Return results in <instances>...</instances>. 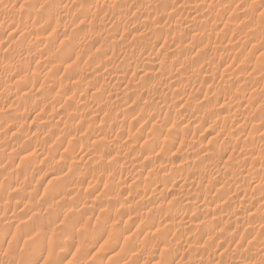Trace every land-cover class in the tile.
Returning a JSON list of instances; mask_svg holds the SVG:
<instances>
[{"label": "rangeland", "instance_id": "1", "mask_svg": "<svg viewBox=\"0 0 264 264\" xmlns=\"http://www.w3.org/2000/svg\"><path fill=\"white\" fill-rule=\"evenodd\" d=\"M165 1L0 0V264H264V0Z\"/></svg>", "mask_w": 264, "mask_h": 264}, {"label": "bare ground", "instance_id": "2", "mask_svg": "<svg viewBox=\"0 0 264 264\" xmlns=\"http://www.w3.org/2000/svg\"><path fill=\"white\" fill-rule=\"evenodd\" d=\"M139 1H140V0H139ZM164 1H165V0H164ZM158 2H159V1H158ZM165 2H166V1H165ZM195 5H196V4H195ZM197 5H198V4H197ZM228 6H229V5H228ZM192 7H193V6H192ZM194 7H195V6H194ZM196 7H197V6H196ZM208 8H209V7H208ZM200 9H201V8H200ZM219 9H220V8H219ZM223 9H225V8H223ZM126 10L129 11V9H126ZM126 10H125V11H126ZM208 10H209V9H208ZM123 12H124V11H123ZM123 12H122V13H123ZM211 12H212V11H211ZM112 13H113V12H112ZM126 13H127V12H126ZM126 13H125V15H126ZM202 13H203V12H202ZM208 14H209V13H208ZM210 14H211V13H210ZM123 15H124V14H123ZM127 15H128V13H127ZM216 15H218V14H216ZM207 16H209V15H207ZM220 16H221V15H220ZM122 17H123V16H122ZM214 17H216V16H214ZM142 18H143V17H142ZM220 18H221V17H220ZM137 19H138V18H137ZM137 19H136V20H137ZM155 19H156V18H155ZM189 19L192 20V18H189ZM213 19H215V18H213ZM227 19H228V18H227ZM153 20H154V19H153ZM193 20H194V19H193ZM195 20H196V19H195ZM145 21H148V20H145ZM142 22H143V21H142ZM142 22H141V24H142ZM151 22H152V21H151ZM195 22H196V21H195ZM226 22H227V21H226ZM247 22H248V21H247ZM133 23H134V22H133ZM190 23H191V22H190ZM151 24H152V23H151ZM153 24H154V23H153ZM145 25H146V24H145ZM149 25H150V24H149ZM189 25H190V24H189ZM193 25H194V24H193ZM214 25H215V24H214ZM157 26H159V25H157ZM151 27H152V26H151ZM153 27H154V25H153ZM211 27H212V26H211ZM158 28H159V27H158ZM226 28H227V27H226ZM143 29H144V27H143ZM153 29H154V28H153ZM161 29H162V28H161ZM241 29H242V28H241ZM105 30H106V29H105ZM110 30H111V29H109V31H110ZM144 30H145V29H144ZM159 30H160V29H159ZM191 30H192V29H191ZM225 30H226V29H225ZM225 30H224V31H225ZM160 31H161V30H160ZM162 31H163V30H162ZM198 31H199V30H198ZM200 31H201V30H200ZM224 31H223V32H224ZM192 32H193V31H192ZM202 32H203V31H202ZM220 32H221V29H220ZM105 34L107 35V34H108V31H106ZM110 34H111V31L109 32V35H110ZM157 34H158V33H157ZM209 34H210V32H209ZM109 35H108V36H109ZM138 35H139V34H137V36H138ZM140 35H142V34H140ZM140 35L138 36V37H140L139 39H142V38L145 39V38H146V37H142V36H140ZM143 35H144V34H143ZM205 35H206V33H205ZM218 35H219V34H218ZM137 36L134 35V38H137ZM150 36H152V35H150ZM153 37H154V36H153ZM169 37H170V36H169ZM176 37H178V36H176ZM176 37H175V38H176ZM201 37H202V36H201ZM201 37H200V38H201ZM203 37H204V36H203ZM218 37H219V36H218ZM224 37H225V36H224ZM230 37H231V36H230ZM107 38H108V37H107ZM188 38H189V37H188ZM191 38H192V36H191ZM191 38H190V39H191ZM196 38H197V37H196ZM105 39H106V38H105ZM139 39L137 38L136 41L139 40ZM167 39L169 40V38H167ZM172 39H173V38H172ZM192 39H193V38H192ZM192 39H191V40H192ZM220 39H221V38H220ZM222 39H223V38H222ZM132 40H133V37H132ZM134 40H135V39H134ZM157 40H158V38H157ZM157 40H156V41H157ZM165 40H166V39H165ZM168 40H167V42H168ZM179 40H180V39H179ZM181 40H182V39H181ZM198 40H199V39H198ZM198 40H197V41H198ZM143 41H144V40H143ZM151 41H152V40H151ZM173 41H174V40H173ZM182 41H183V40H182ZM199 41H200V40H199ZM207 41H210V40L207 39ZM227 41H228V40H227ZM154 42H155V39H154ZM201 42L203 43V41H201ZM214 42H215V41H214ZM74 43H76V42H74ZM114 43H115V42H114ZM134 43H135V42H134ZM134 43H133V44H134ZM147 43H149V42L147 41ZM165 43H166V42H164V44H165ZM219 43H221V42H219ZM116 44H118V43H116ZM151 44H153V43H151ZM151 44H150V45H151ZM179 44H180V43H179ZM182 44H183V43H182ZM214 44H215V43H214ZM214 44H212V45H214ZM143 45H144V43H143ZM148 45H149V44H148ZM167 45H168V44H167ZM185 45H186V44H185ZM188 45H189V44H188ZM207 45H208V44H207ZM215 45H216V44H215ZM227 45H228V44H226V46H227ZM71 46H72V45H71ZM104 46H106V45H104ZM177 46H178V45H177ZM201 46H203V45H201ZM113 47H114V46H113ZM139 47H140V46H139ZM144 47H145V46H144ZM147 47H149V46H147ZM161 47H163V46L161 45ZM164 47H165V46H164ZM164 47H163V48H164ZM173 47H174V46H173ZM190 47H191V46H190ZM194 47H195V46H194ZM229 47H230V43H229ZM159 48H160V47H159ZM166 48H167V47H166ZM181 48L183 49V47H181ZM191 48H192V47H191ZM202 48H203V47H202ZM212 48H213V47H212ZM170 49H171V47H170ZM170 49H169V50H170ZM232 49H233V48H232ZM142 50H143V49H142ZM162 50H163V49H162ZM200 50H202V49H200ZM200 50H198V52H199ZM215 50H216V49H215ZM140 51H141V50H140ZM185 52H186V51H185ZM193 52H194V51H193ZM196 53H197V52H196ZM199 53H200V52H199ZM174 54H175V53H174ZM187 54H189V53H187ZM193 54H194V53H193ZM200 54H201V53H200ZM66 55H67V54H66ZM167 55H168V54H167ZM169 55H170V54H169ZM169 55H168V56H169ZM190 55H191V54H190ZM204 55H205V54H204ZM163 56H164V55H163ZM194 56H196V54H195ZM65 57H66V56H65ZM187 57H188V56H187ZM176 58H177V57H176ZM184 58L186 59L185 56H184ZM190 58H192V57H190ZM155 59H156V58H155ZM164 59H165V58H164ZM187 60H188V59H187ZM157 61H160V58H159V60H157ZM171 61H172V60H171ZM184 61H186V60H184ZM191 61H192V60H191ZM107 62H108V63L110 62L111 65H113V63H112L111 61H107ZM114 62H115V61H114ZM161 62H162V60H161ZM164 62H165V61H164ZM168 62H169V61H168ZM124 63H125V62H124ZM124 63H123V64H124ZM171 63H172V62H171ZM125 64H126V63H125ZM128 64H129V62H128ZM169 64H170V63H169ZM186 64H187V62H186ZM14 65H15V64H14ZM120 65H121V64H120ZM160 65H162V64H160ZM191 65H192V63H191ZM191 65H190V66H191ZM11 66H13V65H9V69H11V68H10ZM123 66H124V65H123ZM126 66H127V65H126ZM152 66H153V65H152ZM164 66H165V65H164ZM164 66H163V68H164ZM181 66H182V64H181ZM187 66H188V65H187ZM213 66H214V65H213ZM13 67H14V69H15V66H13ZM72 67H73V66H72ZM179 67H180V66H179ZM182 67H183V66H182ZM216 67H217V65H216ZM68 68H69V70H68V69H67V70L70 71V68H71V67H68ZM128 68H129V67H128ZM132 68H134V66H132ZM153 68H154V67H153ZM167 68H169V67H167ZM173 68H174V67H173ZM186 68H187V67H186ZM188 68H189V67H188ZM71 69H72V68H71ZM73 69H74V68H73ZM119 69H120V68H119ZM123 69H124V70H127V68L125 69L124 67H123ZM150 69H151V68H150ZM150 69H149V70H150ZM177 69H178V68H177ZM215 69H217V68H215ZM128 70H129V69H128ZM146 70H147V69H146ZM149 70H147V71H148V73L150 74ZM164 70H165V69H164ZM175 70H176V69H175ZM183 70H184V69H182L181 71H183ZM108 71H109V70H108ZM122 71H123V70H122ZM147 71H146V72H147ZM166 71H167V70H166ZM169 71H170V70H169ZM176 71H177V70H176ZM215 71H216V70H215ZM119 72H121V71H119ZM154 72H155V70H154ZM154 72H153V73H154ZM158 72H159V71H158ZM183 72H184V71H183ZM185 72H186V71H185ZM68 73H69V72H68ZM104 73H105V71H104ZM110 73H111V71H109L108 74H107V73H106V74H107L108 76H109V75H112V74H110ZM116 73H117V72L114 73V74H115V75H114L115 78H116V76L118 75V74L116 75ZM142 73H144V72L142 71ZM161 73H162V72H161ZM176 73H177V72H176ZM223 73H224V72H223ZM119 74H121V73H119ZM122 74H123V73H122ZM146 74H147V73H146ZM163 74H165V73H163ZM67 75H68V74H67ZM70 75H72V74H70ZM70 75H68V77H70ZM144 75H145V74H144ZM178 75H179V74H178ZM183 75H184V73H183ZM24 76H25V75H24ZM114 76H113V77H114ZM118 76H120V75H118ZM142 76H143V75H142ZM152 76H153V74H152ZM180 76H181V75H180ZM180 76H179V77H180ZM22 77H23V76H22ZM47 77H48V76H47ZM65 77H66V76H65ZM68 77H66V79H67ZM121 77H122V75H121ZM123 77H124V75H123ZM143 77H144V76H143ZM159 77H161V76H159ZM166 77H168V76H166ZM241 77H242V76H241ZM28 78H29V77H28ZM119 78H120V77H119ZM109 79L111 80L110 76H109ZM112 79H113V78H112ZM116 79H117V78H116ZM120 79H122V78H120ZM158 79H159V78H158ZM161 79H162V78H161ZM167 79H168V78H167ZM170 79H171V78H170ZM174 79H175V78H174ZM181 79H182V78H181ZM245 79H246V78H245ZM20 80H21V79H20ZM22 80H23V79H22ZM25 80H26V79H25ZM85 80H86V79H85ZM117 80H119V79H117ZM176 80H177V79H176ZM176 80H175V81H176ZM179 80H180V78H179ZM5 81H6V79H5ZM27 81H28V80H27ZM49 81H50V80H49ZM115 81H116V80H115ZM127 81H128V80H127ZM130 81H131V80H130ZM149 81H150V80H149ZM152 81H153V80H152ZM157 81H158V80H157ZM180 81H181V80H180ZM180 81L177 80L176 82L178 83V82H180ZM242 81H243V80H242ZM59 82H60V81H59ZM116 82L118 83L119 81H116ZM121 82H122V81H121ZM172 82H173V80H172ZM187 82H188V81H187ZM0 83H4V82L2 81V82H0ZM7 83H8V82H7ZM132 83H133V82H132ZM141 83H142V82H141ZM141 83H140V84H141ZM143 83H144V82H143ZM143 83H142V84H143ZM180 83H181V82H180ZM15 84H16V83H15ZM142 84H141V86H143ZM149 84H150V83H149ZM156 84H157V83H156ZM4 85H5V84H4ZM25 85H26V83H25ZM127 85H128V86H131V85H133V84L129 85V84L127 83ZM127 85H126V86H127ZM157 85H158V84H157ZM13 86H14V85H13ZM13 86H12V88H13ZM15 86H16V85H15ZM21 86H22V85H21ZM124 86H125V85H124ZM137 86H139V85H137ZM144 86H145V85H144ZM2 87H3V86H2ZM5 87H7V86H5ZM10 87H11V86H10ZM16 87H18V85H17ZM147 87H148V86H147ZM152 87H153V86H152ZM21 88H22V87H21ZM123 88H124V87H123ZM128 88H129V87H127V89H128ZM132 88H133V87H132ZM132 88L130 87V89H132ZM142 88H143V87H142ZM153 88H154V87H153ZM155 88H156V87H155ZM155 88H154V89H155ZM168 88H169V87H168ZM10 89H11V88H10ZM23 89H24V88H23ZM143 89H144V88H143ZM146 89H147V88H146ZM123 90L125 91L126 88H124ZM123 90H122V91H123ZM136 90H137V89H136ZM150 90H151V89H150ZM223 90H224V89H223ZM126 91H127V90H126ZM24 92H25V91H24ZM24 92H23V93H24ZM30 92H31V91H30ZM130 92H131V91H130ZM155 92H156V91H155ZM157 92H158V91H157ZM121 93H122V92H121ZM215 93H216V92H215ZM27 94H28V93H27ZM156 94H157V93H156ZM121 95H122V94H121ZM34 96H35V94H34ZM158 96H159V95H158ZM210 96H211V95H210ZM25 97H26V96H25ZM27 97H28V96H27ZM35 97H36V96H35ZM154 97H155V96H154ZM213 97H214V96H213ZM216 97H218V96H216ZM26 99H28V98H26ZM33 99H34V98H33ZM35 99H37V98H35ZM155 99H156V98H155ZM162 99L165 100L164 97H163ZM224 99H225V97H224ZM157 100H158V99H157ZM159 100H161V98H160ZM159 100H158V101H159ZM164 100L161 101L163 104H164ZM211 100H212V99H211ZM219 100H220V99H219ZM202 101H203V100H202ZM223 101H225V100H223ZM161 102H160V103H161ZM200 102H201V101H200ZM229 102H230V101H229ZM65 103H66V101H65ZM69 103H70V102H69ZM81 103H82V102H81ZM150 103H152V102H150ZM150 103H147V104L150 105ZM156 103H157V102H156ZM215 103H216V102H215ZM215 103H214V104H215ZM79 104H80V103H79ZM82 104H84V103H82ZM153 104L155 105V103H153ZM153 104H152V105H153ZM214 104H213V106H214ZM228 104H229V103H228ZM66 105H67V103H66ZM80 105H81V104H80ZM97 105H98V104H97ZM100 105H101V104H100ZM145 105H146V104H145ZM229 105H231V104H229ZM205 106H206V105H205ZM209 106H210V105H209ZM215 106H217V105H215ZM66 107H67V106H66ZM66 107H65V108H66ZM72 107H74V106H72ZM210 107H212V106H210ZM218 107H219V104H218ZM221 107H223V106H221ZM61 108H62V107H61ZM67 108H68V107H67ZM67 108H66V109H67ZM74 108H75V107H74ZM147 108H148V107H147ZM154 108H155V106H154ZM236 108H237V107H236ZM58 109H60V108H58ZM145 109H146V108H145ZM67 110H68V109H67ZM71 110H72V109H71ZM76 110H78V109H76ZM143 110H144V109H143ZM212 110H213V109H212ZM68 111H70V110H68ZM74 111H75V110H74ZM145 111H146V110H145ZM206 111H207V110H206ZM204 112H205V111H204ZM217 112H218V111H217ZM262 112H263V110H262ZM262 114H263V113H262ZM202 115H203V114H202ZM189 118H190V117H189ZM199 118H200V117H199ZM201 118H202V117H201ZM45 119H48V118H45ZM194 119H196V118H194ZM197 120H198V119H197ZM184 121H185V120H184ZM187 121H188V120H187ZM191 121H193V120H191ZM197 122H198V121H197ZM200 122H201V121H200ZM42 123H43V122H42ZM46 123H47V122H46ZM185 123H186V122H185ZM40 124H41V123H40ZM181 124L183 125V122H182ZM198 124H199V123H198ZM190 125H191V124H190ZM195 125H196V124H195ZM183 126H185V125H183ZM186 126H187V125H186ZM188 126H189V125H188ZM174 128H175V127H174ZM179 128H181V126H180ZM194 128H195V127H194ZM172 129H173V128H172ZM183 129H184V128H182V130H183ZM191 129H192V128H191ZM239 129H240V128H239ZM241 129H242V128H241ZM244 129H245V128H244ZM138 130H139V128H138ZM173 130H174V129H173ZM236 130H237V128H236ZM139 131H140V130H139ZM167 131H168V130H167ZM175 131H177V130L175 129L174 132H175ZM183 131H185V130H183ZM193 131H195V130H193ZM172 132H173V131H172ZM181 132H182V131H181ZM239 132H240V131H239ZM175 133H176V132H175ZM157 134H160V132H158ZM173 134H174V133H173ZM177 134H178V133H177ZM179 134H180V133H179ZM181 134H182V133H181ZM183 134H184V133H183ZM168 135H170V134H168ZM248 135H249V134H248ZM250 135H251V134H250ZM250 135H249V136H250ZM213 136H214V135H213ZM151 137H152V136H151ZM160 137H162V136H160ZM175 137H176V136H175ZM211 137H212V136H211ZM152 138L154 139V137H152ZM163 138H165V137H163ZM167 138H169V136H168ZM214 138H215V137H212V139H214ZM247 138H248V136H247ZM212 139H210V140L213 141ZM81 140H83V139H81ZM81 140H80V141H81ZM146 140H147V139H146ZM148 140H149V139H148ZM157 140H158V139H157ZM165 140H166V139H165ZM168 140H169V139H168ZM155 141H156V140H155ZM164 142H165V141H164ZM164 142H163V143H164ZM166 142H167V141H166ZM209 142H210V141H209ZM190 143H191V142H190ZM166 145H167V144H166ZM169 145H170V144H169ZM263 145H264V144H263ZM167 146H168V145H167ZM147 147H148V146H147ZM152 147H153V146H152ZM152 147H151V148H152ZM191 148H192V147H191ZM141 150H142V149H141ZM150 150H151V149H150ZM146 151H147V150H146ZM142 152H143V151H142ZM150 152H151V151H150ZM160 152H161V150H160ZM160 152H159V153H160ZM147 153H149V151H148ZM163 154H165V153H163ZM138 155H139V154H138ZM156 155H157V153L155 154V156H156ZM172 155H173L172 157L176 156V155H174V154H172ZM177 155H178V154H177ZM206 155H207V154H206ZM160 156H162V155H160ZM164 156H165V155H164ZM168 156H169V155H168ZM137 157H138V156H137ZM166 157H167V155H166ZM169 157H170V156H169ZM169 157H168V158H169ZM248 158H249V157H248ZM132 159H133V158H132ZM134 159H135V158H134ZM170 159H171V158H170ZM241 159H242V158H241ZM244 159H246V158H244ZM162 160H163V159H162ZM167 160H168V159H167ZM171 160H172V159H171ZM246 160L248 161V159H246ZM246 160H244V161L247 162ZM111 161H112V160H111ZM115 161H116V160H115ZM131 161H132V160H131ZM134 161H135V160H133L132 162H134ZM164 161H165V160H164ZM180 161H181V160H180ZM249 161H250V163H251V159H250ZM132 162H131V163H132ZM135 162H136V161H135ZM162 162H163V161H162ZM175 162H176V161H175ZM196 163H197V162H196ZM242 163H244L243 160H242ZM252 163H253V162H252ZM112 164H114V162H113ZM249 165H251V164H249ZM252 165H253V168H252V166H251L249 169H252V170L254 169L253 171H255L254 164H252ZM176 166H177V165H176ZM226 166H227V165H226ZM227 167H229V166H227ZM256 168H257V167H256ZM224 169H225V168H224ZM249 169H248L247 171L251 173L252 170H249ZM258 169H259V168H258ZM258 169H257V170H258ZM216 170H217V169H216ZM227 170L229 171V170H230V167H229ZM227 170H225V171H227ZM261 170H263V168H262ZM261 170H258V171H260L261 173H262V172L264 173V171H261ZM185 171H186V170H185ZM232 171H234V170H232ZM232 171H231V173H229V174H231V176L234 175V177H235V175H236L237 173L234 172V173L232 174ZM229 172H230V171H229ZM248 172H247V173H248ZM187 173H188V172H187ZM217 173H218V172H217ZM235 173H236V174H235ZM258 173H259V172H258ZM263 173H262V174H263ZM163 174H164V173H163ZM165 174H166V173H165ZM240 174H241V172H240ZM256 174H257V173H256ZM169 175H170V174H169ZM241 175H242V174H241ZM161 176H162V175H161ZM172 176H176V175H172ZM187 176H188V175H187ZM236 176H237V175H236ZM245 176H246V175H245ZM249 176H251V175H249ZM263 176H264V175H263ZM242 177H243V176H242ZM251 177L254 178V176H251ZM256 177H257V176H256ZM160 178H161V177H160ZM259 178L261 179V177H259ZM181 179H182V178H181ZM235 179H236V178H235ZM255 179H256V178H255ZM174 180H175V179H174ZM185 180H186V179H185ZM227 180H228V179H227ZM229 180H230V179H229ZM236 180H237V179H236ZM160 181H161V180H160ZM177 181H179V180H177ZM183 181H184V180H183ZM163 182H164V181H163ZM260 182H261V181H260ZM164 183H165V182H164ZM224 183H225V182H224ZM224 183H222V184H224ZM164 185H165V184H164ZM164 185H163V186H164ZM255 185H258V184H255ZM261 185H262V184H261ZM223 186H224V185H223ZM258 186H259V185H258ZM253 187H254V186H253ZM256 187H257V186H256ZM178 188H179V187H178ZM221 188H222V187H221ZM250 188H251V187H250ZM242 189H243V188H242ZM248 189H249V188H248ZM251 189H252V188H251ZM257 189H258V188H257ZM259 189H260V188H259ZM177 190H178V189H177ZM180 190H181V189H180ZM222 190H223V189H222ZM160 191H161V190H160ZM178 191H179V190H178ZM223 191H224V190H223ZM235 191H236V190H235ZM242 191H243V190H242ZM244 191H245V189H244ZM246 191H250V190H246ZM257 192H260V191L257 190ZM257 192H256V193H257ZM246 193H247V192H246ZM196 194H197V193H194V194H191V193H190V196H192V195L197 196ZM232 195H233V194H232ZM245 195H246V194H245ZM248 195H249V194H248ZM188 196H189V195H188ZM190 196H189V197H190ZM235 196H236V195H235ZM242 196H243V195H242ZM246 196H247V195H246ZM250 196H251V195H250ZM248 197H249V196H248ZM256 197H257V196H256ZM192 198H193V196H192ZM195 198H196V197H195ZM195 198H194V199H195ZM209 198H210V197H209ZM230 198H233V196L230 197ZM183 199H184V198H183ZM241 199H242V198H241ZM243 199H245V198H243ZM257 199H258V198H257ZM125 200H126V199H125ZM210 200H211V199H210ZM228 200H231V199H228ZM232 200H233V199H232ZM252 200H253V199H252ZM254 200H255V199H254ZM174 201H175V200H174ZM185 202H186V201H185ZM228 202H229V201H228ZM234 202H235V201H234ZM258 202H259V201H258ZM175 203H176V202H175ZM183 203H184V202H183ZM222 203H223V202H222ZM230 203H231V202H230ZM261 203H263V205H264V200H263V202H261ZM178 204H179V203H178ZM186 204H187V205H185V207L188 206L189 202L187 201ZM190 204H194V203H191V202H190ZM220 204H221V203H220ZM240 204H241V203H240ZM229 205H230V204H229ZM258 205H259V204H258ZM182 206H183V205H182ZM217 206H218V205H217ZM222 206H223V205H222ZM245 206H247V204H246ZM245 206H244V207H245ZM249 206H250V204H249ZM260 206H262V204H261ZM263 207H264V206H262V208H263ZM227 208H228V207H227ZM242 208H243V207H242ZM245 208H246V207H245ZM219 209H220V208H219ZM243 209H244V208H243ZM243 209H242V210H243ZM259 209H260V208H259ZM239 210H240V209H239ZM231 212H232V211H231ZM252 212H253V211H252ZM248 213H249V212H248ZM253 213H254V212H253ZM253 213H252V214H253ZM255 213H256V212H255ZM257 213H258V212H257ZM230 215H232V214H230ZM249 215H250V214H249ZM239 216H240V215H239ZM239 216H238V217H239ZM250 216H251V215H250ZM257 216H258V214H257ZM235 217H236V216H235ZM229 218H230V217H229ZM231 218H232V217H231ZM232 220H233V219H232ZM202 223H204V222H202ZM202 223H201V224H202ZM207 223H208V222H207ZM209 223H210V222H209ZM168 224L171 225V223H169V222H168ZM168 224H167V225H168ZM172 224H173V223H172ZM190 224H191V222H190ZM205 224H206V223H205ZM205 224H204V225H205ZM210 224H211V223H210ZM207 225H208V224H207ZM236 225H237V224H236ZM236 225H234V226H236ZM171 226L173 227V225H171ZM202 226H203V224H202ZM209 226L211 227V225H209ZM194 227H195V226H194ZM191 228H192V227H191ZM201 228H202V227H201ZM205 228H206V227H205ZM207 228H208V227H207ZM212 228H213V227H211V229H212ZM153 235H154V234H153ZM153 235H152V236H153ZM151 238H152V237H151ZM223 239H224V238H223ZM160 240H161V239H160ZM160 240H159V241H160ZM152 241H153V240H152ZM196 242H197V241H196ZM170 243H171V242H170ZM176 243H177V242H176ZM185 243H186V242H185ZM190 243H191V242H190ZM212 243H213V242H212ZM158 244H159V242H158ZM227 244H228V243H227ZM160 245H161V244H160ZM170 245H171V244H170ZM180 245H181V244H180ZM185 245H186V244H185ZM196 245H197V244H196ZM209 245H210V244H209ZM216 245H217V244H216ZM173 246H174V245H173ZM197 247H198V246H197ZM205 247H206V245H205ZM169 248H170V247H169ZM188 248H189V247H188ZM199 248H201V247H199ZM207 248H210V247H208V245H207L206 249H207ZM250 248H251V247H250ZM260 249H262V248H260ZM161 250H162V249H161ZM163 250H164V249H163ZM168 250H169V249H168ZM182 250H183V249H182ZM189 250H190V249H188V251H189ZM193 250H194V249H193ZM196 250H197V248H196ZM208 250L210 251V249H208ZM233 250H234V249H233ZM193 252H194V251H193ZM200 252H202V251H200ZM203 252H204V251H203ZM223 252H224V251H223ZM254 252H255V251H254ZM195 253H196V252H195ZM204 253H205V252H204ZM247 253H248V252H247ZM249 253H250V252H249ZM158 254H162V253H158ZM163 255H164V254H163ZM160 256H161V255H160ZM203 256H204V254H203ZM208 256H209V255H208ZM223 256H224V255H223ZM162 257H164V256H162ZM218 257H220V256H218ZM226 257H227V256H226ZM240 257H241V256H240ZM244 257H245V255H244ZM205 258H208V257L205 256ZM223 259H225V258L223 257ZM228 259H229V258H228ZM218 260H220V259H218ZM221 260H222V259H221ZM226 260H227V259H226ZM198 261H200V260H198ZM208 261H209V260H208ZM223 261H224V260H223ZM245 261H246V260H245ZM248 261H249V260H248ZM200 262H201V261H200ZM235 262H236V261H235ZM211 263H212V262H211ZM215 263L217 264V262H215ZM246 263H247V262H246ZM249 263H251V262L249 261ZM233 264H234V263H233ZM239 264H240V263H239ZM242 264H244V263H242ZM253 264H254V263H253ZM256 264H257V263H256Z\"/></svg>", "mask_w": 264, "mask_h": 264}]
</instances>
